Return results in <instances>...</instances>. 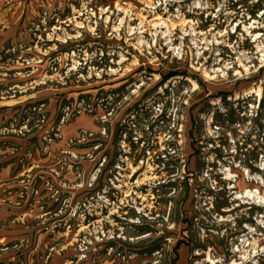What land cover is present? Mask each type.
I'll use <instances>...</instances> for the list:
<instances>
[{"label": "rangeland", "instance_id": "1", "mask_svg": "<svg viewBox=\"0 0 264 264\" xmlns=\"http://www.w3.org/2000/svg\"><path fill=\"white\" fill-rule=\"evenodd\" d=\"M263 167L264 0H0V264H264Z\"/></svg>", "mask_w": 264, "mask_h": 264}, {"label": "bare ground", "instance_id": "2", "mask_svg": "<svg viewBox=\"0 0 264 264\" xmlns=\"http://www.w3.org/2000/svg\"><path fill=\"white\" fill-rule=\"evenodd\" d=\"M264 168V167H263ZM241 197H246V199H251L253 202L257 203L260 206H264V194H261L259 191L258 186H255L254 190H248L245 189V195H239ZM258 217H260L261 219L259 220L260 223H264L263 218H264V214H260ZM241 241H244V239H242ZM247 244H249V242H247ZM235 250H239L237 248H235ZM243 261L247 262L248 258L246 257L245 254L242 255ZM207 261H210L212 264L214 263V260L211 258L210 254H208L207 256ZM236 264V263H233Z\"/></svg>", "mask_w": 264, "mask_h": 264}]
</instances>
